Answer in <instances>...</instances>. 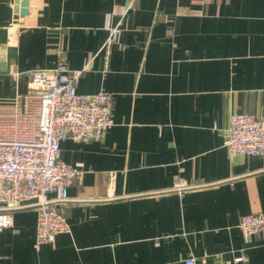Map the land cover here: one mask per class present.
<instances>
[{"label":"crops","instance_id":"1","mask_svg":"<svg viewBox=\"0 0 264 264\" xmlns=\"http://www.w3.org/2000/svg\"><path fill=\"white\" fill-rule=\"evenodd\" d=\"M61 49L85 68L78 93L113 92L116 123L61 143L85 173L61 206L71 231L37 250L38 212L19 209L0 264H264V237L238 226L264 213V156L224 144L231 113L264 109V0H0V102ZM178 177L198 187L171 190Z\"/></svg>","mask_w":264,"mask_h":264},{"label":"built area","instance_id":"2","mask_svg":"<svg viewBox=\"0 0 264 264\" xmlns=\"http://www.w3.org/2000/svg\"><path fill=\"white\" fill-rule=\"evenodd\" d=\"M121 32L120 25L110 26L107 50L121 42ZM59 57L52 68L30 69L26 90L12 101L0 102V233L12 226L17 210L36 208L37 250L71 231L61 206L70 199L68 187L85 174L62 161L61 143L100 140L116 123L113 92L78 93L85 68L70 69L62 49ZM229 119L224 132L228 153L264 156V109L261 114L233 112ZM197 187L178 177L171 190L182 194ZM238 226L246 241L253 234L264 237V213L244 215ZM246 262L245 253L233 260V264ZM184 264L198 261L189 256Z\"/></svg>","mask_w":264,"mask_h":264}]
</instances>
